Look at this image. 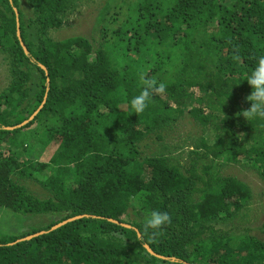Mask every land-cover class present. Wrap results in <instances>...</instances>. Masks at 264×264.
<instances>
[{
	"label": "trees",
	"instance_id": "16d2710c",
	"mask_svg": "<svg viewBox=\"0 0 264 264\" xmlns=\"http://www.w3.org/2000/svg\"><path fill=\"white\" fill-rule=\"evenodd\" d=\"M13 1L30 56L13 5L0 0V53L14 76L0 93V212L46 222L23 233L19 221L0 228V264H264V239L253 228L218 227L253 198L248 183L222 168L252 165L264 180V118L243 116L247 76L264 56V0H107L94 34L64 37L51 31L74 0H28L29 19L24 0ZM141 73L166 91L136 115L130 100ZM42 103L28 124L4 128ZM180 117L200 127L189 156H174L181 145L172 143L143 157L142 141L163 138L159 130ZM152 211L169 213L171 223L145 231Z\"/></svg>",
	"mask_w": 264,
	"mask_h": 264
},
{
	"label": "rangeland",
	"instance_id": "374dc122",
	"mask_svg": "<svg viewBox=\"0 0 264 264\" xmlns=\"http://www.w3.org/2000/svg\"><path fill=\"white\" fill-rule=\"evenodd\" d=\"M24 1L23 6L27 18H35L33 9L27 4L28 0H26V2ZM106 1L107 0H74L69 3L63 25L59 29H53L51 31L52 35L64 37L75 33L94 34V27H96L97 17L100 13L99 10L104 6ZM114 1L115 0H113L112 3L115 5ZM121 3L124 2L122 1ZM12 80H14V76L11 74L10 62L0 53V93L3 89L10 86ZM30 86L29 83L28 87ZM199 128L200 127L197 126L192 119L180 117L172 128L166 126L162 130H159L162 132L161 135H163V138L159 139L157 135H151L142 141L140 146L142 156L158 153L164 154L170 150L166 146L167 144L170 146L172 143H179L181 146L175 149L173 148V154L184 161L189 156V151L194 148L192 146L194 143L193 141L201 134ZM222 170L248 183L252 188L253 198H251L250 204H248L236 217L228 221L220 222L218 227H251L254 230L252 233L264 239V233L262 232L264 231V180H262L257 170H255L252 165L228 164L224 169L222 168ZM20 182L25 184L27 188L38 197L42 199L48 197L46 191H44L43 186L39 182L27 178H21ZM18 221L19 224L17 223ZM44 222H46V218L44 217H42L39 223L35 224L34 218L31 216L24 218L23 215L13 212H0V228L3 230L15 229L19 226V232L23 233V231L30 228L28 225L31 223L36 226ZM16 224L18 225L16 226Z\"/></svg>",
	"mask_w": 264,
	"mask_h": 264
},
{
	"label": "clouds",
	"instance_id": "9594fccd",
	"mask_svg": "<svg viewBox=\"0 0 264 264\" xmlns=\"http://www.w3.org/2000/svg\"><path fill=\"white\" fill-rule=\"evenodd\" d=\"M28 56H30V52ZM32 60L35 61L34 58ZM246 81L251 87V94L247 97L251 107L243 112V116L246 120L256 117L264 118V56H260L257 59L255 67L247 76ZM140 82L141 91L130 100L132 113L136 115L143 113L148 108L154 94H162L166 91L164 83H158L154 78H147L145 73H141ZM170 223L171 217L169 213L152 211L144 220V230H161Z\"/></svg>",
	"mask_w": 264,
	"mask_h": 264
},
{
	"label": "water",
	"instance_id": "95a60500",
	"mask_svg": "<svg viewBox=\"0 0 264 264\" xmlns=\"http://www.w3.org/2000/svg\"><path fill=\"white\" fill-rule=\"evenodd\" d=\"M10 2H11V4L13 5V8H14V11H15V13H16V21H17V36H18V38H19V40H20V43H21V45H22V47H23V49H24V51H25V53L28 55L29 54V50H28V47L26 46V44H25V42L23 41V39H22V36H21V28H20V14H19V10H18V8L14 5V1L13 0H10ZM34 61V60H33ZM39 65L46 71V73H48V69H47V67L44 65V64H42V63H39ZM44 105V103H42V105L27 119V120H25V121H23L22 123H20V124H17V125H13V126H6V127H4L5 129H7V130H14V129H17V128H20V127H23L24 125H26V124H28L30 121H32L34 118H35V116H36V114L41 110V108H42V106ZM83 215H79V216H76V217H72V218H69V219H66V220H64V221H62V222H60V223H58V224H56V225H54L52 228H51V230H53V229H57L58 227H60V226H62L63 224H66V223H68V222H70V221H73V220H75V219H78V218H81ZM108 220L109 221H112V222H114V223H116V224H120V225H123V226H125V227H129V228H131V227H133V226H131L129 223H124V222H121V221H119V220H117V219H114V218H108ZM46 231H39V232H36V233H34V234H32V235H28V236H26V237H23V238H20V239H18L17 240V242H20V241H24V240H28V239H32L33 237H36V236H38V235H41V234H44ZM144 246L146 247V249L148 250V252H150L152 255H154V256H157V257H159V258H161V259H165V260H170V261H178L175 257H167V256H164V255H161V254H158L157 252H155L153 249H152V247L149 245V244H144ZM185 264H190V263H188V262H185Z\"/></svg>",
	"mask_w": 264,
	"mask_h": 264
}]
</instances>
